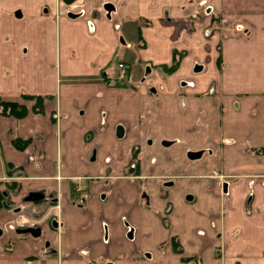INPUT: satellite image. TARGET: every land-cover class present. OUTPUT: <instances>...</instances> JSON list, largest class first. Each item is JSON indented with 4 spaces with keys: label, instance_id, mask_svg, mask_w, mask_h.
<instances>
[{
    "label": "crops",
    "instance_id": "1",
    "mask_svg": "<svg viewBox=\"0 0 264 264\" xmlns=\"http://www.w3.org/2000/svg\"><path fill=\"white\" fill-rule=\"evenodd\" d=\"M79 2L0 0V264H264V0Z\"/></svg>",
    "mask_w": 264,
    "mask_h": 264
},
{
    "label": "rangeland",
    "instance_id": "2",
    "mask_svg": "<svg viewBox=\"0 0 264 264\" xmlns=\"http://www.w3.org/2000/svg\"><path fill=\"white\" fill-rule=\"evenodd\" d=\"M200 2H192V3H190L189 4V7L188 6H186V9H188L189 11H188V13L190 14V16H189V21H191V18H193V19H195V17H196V15H198V12H200L202 15H206V12H205V9H208L207 10V12L208 13H211V9L208 7V8H206L207 6V0H205V2H203V0H199ZM76 10H78L77 9V7H71L70 9H69V11H68V14L69 15H71L72 13H74ZM195 11H198V12H194ZM78 12V11H77ZM193 13V14H192ZM220 21L222 20V17H221V13H217V16H216ZM190 25H191V23H189V25L187 26V27H185V28H190ZM239 31H241V29L239 30ZM242 33H243V31H242ZM179 54H181V53H179ZM205 73H207V72H199V73H197V74H205ZM196 153H198V152H196ZM158 156L160 157V156H162V154H160V153H158ZM159 163V162H158ZM130 166V165H129ZM152 166H156V165H152ZM151 166L148 164V161H144L143 162V168H142V171H143V173H145V171H147V172H149V173H151ZM167 180H169V179H165V181H167ZM169 184V183H168ZM170 185H171V183H170ZM85 186V185H84ZM173 194H176V192L174 191V193ZM162 198L163 199H166V194H162ZM19 207H21V206H19ZM54 209H55V207H53ZM53 208H50L49 210H48V218L49 217H52V221L53 222H56V220L54 219V217L52 216V214L55 212V210L53 209ZM36 212H38V213H36L35 215H32V219H41L42 217H44V216H46V215H44V210H38V211H36ZM23 217H26V218H29L28 216H27V214L25 213V214H21ZM120 223L121 224H123V225H126L127 223H129L128 221H129V217L128 216H126V218L125 217H122L120 220ZM156 233V232H155ZM159 233H160V235H159ZM105 235H106V231L104 230V233H103V236L105 237ZM133 235V234H132ZM158 235L160 236V237H162V238H165V237H169V233L167 232V230H164L163 228H160V230L158 231ZM136 237V238H135ZM134 238L135 239H133V240H128L127 242H128V244L130 243V242H132V243H134V242H140V243H142V244H144L145 246L146 245H148V239L149 238H147V236H145L144 234H142V235H138L137 233H135L134 234ZM166 239V238H165Z\"/></svg>",
    "mask_w": 264,
    "mask_h": 264
},
{
    "label": "flooded vegetation",
    "instance_id": "3",
    "mask_svg": "<svg viewBox=\"0 0 264 264\" xmlns=\"http://www.w3.org/2000/svg\"><path fill=\"white\" fill-rule=\"evenodd\" d=\"M60 2H61V4H63L65 7H67L68 8V10H66V12L67 13H65V15H69L68 14V11H69V9L71 8V7H77V11H75L74 13H72L73 15H76L77 13H79L80 12V8L82 7L83 8V5H81L80 4V2H79V0H72L70 3H66L64 0H60ZM106 4H109V3H104L103 5H102V11H103V13L105 14V17H106V15H107V12L105 11V8H104V6L106 5ZM114 7V6H113ZM113 11V10H112ZM69 17V16H68ZM71 18V17H70ZM107 18V17H106ZM110 18H111V13H110ZM109 18V19H110ZM175 58V57H174ZM175 60H176V58H175ZM177 61V60H176ZM172 62H173V60H172ZM119 65H121L122 67H119ZM171 65H172V63L168 66V65H165V66H161V69L165 72V73H168V74H170L171 72H173L176 68H177V66H178V61H177V64L175 65V68L173 69V70H171L170 72H167V70L171 67ZM150 68H148V70H149ZM125 77H126V72H125V69H124V64L123 63H119L118 64V66H117V78H116V81L118 82H116V84H123L124 83V81H125ZM187 85V82H181V86H186ZM21 212H23V210H19V211H17V212H15L16 213V215H17V218L19 217V214L21 213ZM17 218H16V222H15V224H14V226H15V231L17 230V229H19V228H21V229H23V228H26L27 226L26 225H24V226H19L18 225V223H19V221L17 220ZM24 219L22 218V219H20V222H25V221H23ZM52 222L53 221H51L50 222V225H52ZM36 227H39V228H41V230H40V233H42V227H40V226H36ZM17 233V232H16ZM22 234H25V233H22Z\"/></svg>",
    "mask_w": 264,
    "mask_h": 264
},
{
    "label": "trees",
    "instance_id": "4",
    "mask_svg": "<svg viewBox=\"0 0 264 264\" xmlns=\"http://www.w3.org/2000/svg\"><path fill=\"white\" fill-rule=\"evenodd\" d=\"M175 57V56H174ZM177 64V61L175 60V58H173V62H172V65L171 67L167 70V72H170L171 70H173L175 68V65ZM27 98L29 99H35V106L33 107L34 111H39L40 109V101H41V98H37V97H33V96H27ZM0 106L2 107V110L1 112L5 115H11V116H14V117H22L23 115L26 114L27 110L25 107H22L20 106L19 104H16V103H12V102H2L0 101ZM136 167V163L133 162V165H131L129 167V169L125 170L124 173H123V176H130L131 173L134 172V169ZM136 173V172H134ZM125 174V175H124ZM176 250V248H175ZM194 258V261L198 263L199 259L198 258Z\"/></svg>",
    "mask_w": 264,
    "mask_h": 264
},
{
    "label": "water",
    "instance_id": "5",
    "mask_svg": "<svg viewBox=\"0 0 264 264\" xmlns=\"http://www.w3.org/2000/svg\"><path fill=\"white\" fill-rule=\"evenodd\" d=\"M66 3H70L72 0H64ZM111 7L113 8V6L111 5ZM201 155V153H196V152H189L187 153V156L189 159H197L199 158ZM44 199V194L42 192H29L25 198H24V201H27V202H32V203H36V202H39L41 200ZM20 210V207H17L14 209V212H17ZM52 225L53 226H56V223L55 222H52ZM16 232L18 234H22V233H25V234H30L31 236L33 237H38L41 233H40V228L39 227H26V228H19L16 230ZM128 237H131L132 236V232H129L127 234Z\"/></svg>",
    "mask_w": 264,
    "mask_h": 264
},
{
    "label": "bare ground",
    "instance_id": "6",
    "mask_svg": "<svg viewBox=\"0 0 264 264\" xmlns=\"http://www.w3.org/2000/svg\"><path fill=\"white\" fill-rule=\"evenodd\" d=\"M113 6V5H112ZM104 8H105V11L107 12V15H106V17H107V19H109L110 18V13L112 12V10L114 9V7L112 8L111 7V4L109 3V4H106L105 6H104ZM122 67V66H121ZM203 71V66L202 65H200V64H196L195 66H194V68H193V72L194 73H199V72H202Z\"/></svg>",
    "mask_w": 264,
    "mask_h": 264
},
{
    "label": "built area",
    "instance_id": "7",
    "mask_svg": "<svg viewBox=\"0 0 264 264\" xmlns=\"http://www.w3.org/2000/svg\"><path fill=\"white\" fill-rule=\"evenodd\" d=\"M119 67H121V65H119Z\"/></svg>",
    "mask_w": 264,
    "mask_h": 264
}]
</instances>
